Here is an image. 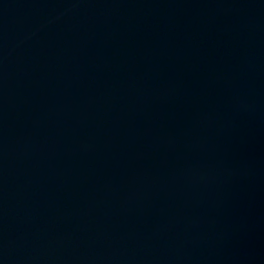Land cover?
<instances>
[{
  "label": "water",
  "instance_id": "95a60500",
  "mask_svg": "<svg viewBox=\"0 0 264 264\" xmlns=\"http://www.w3.org/2000/svg\"><path fill=\"white\" fill-rule=\"evenodd\" d=\"M0 264H264V0H0Z\"/></svg>",
  "mask_w": 264,
  "mask_h": 264
}]
</instances>
